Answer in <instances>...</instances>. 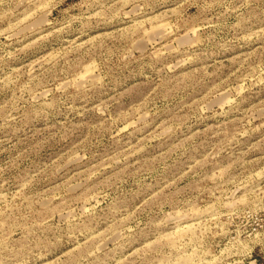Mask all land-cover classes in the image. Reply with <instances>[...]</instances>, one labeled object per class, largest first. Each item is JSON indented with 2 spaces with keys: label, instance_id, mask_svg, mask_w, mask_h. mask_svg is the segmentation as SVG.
Instances as JSON below:
<instances>
[{
  "label": "rangeland",
  "instance_id": "rangeland-1",
  "mask_svg": "<svg viewBox=\"0 0 264 264\" xmlns=\"http://www.w3.org/2000/svg\"><path fill=\"white\" fill-rule=\"evenodd\" d=\"M0 264H264V0H0Z\"/></svg>",
  "mask_w": 264,
  "mask_h": 264
}]
</instances>
